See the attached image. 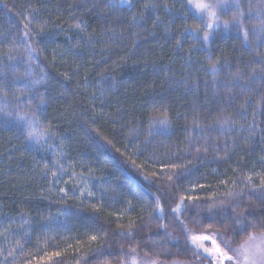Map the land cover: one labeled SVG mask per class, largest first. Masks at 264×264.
Masks as SVG:
<instances>
[{
  "label": "trees",
  "instance_id": "1",
  "mask_svg": "<svg viewBox=\"0 0 264 264\" xmlns=\"http://www.w3.org/2000/svg\"><path fill=\"white\" fill-rule=\"evenodd\" d=\"M225 3L209 31L187 0H0V264L264 232V0Z\"/></svg>",
  "mask_w": 264,
  "mask_h": 264
},
{
  "label": "snow or ice",
  "instance_id": "2",
  "mask_svg": "<svg viewBox=\"0 0 264 264\" xmlns=\"http://www.w3.org/2000/svg\"><path fill=\"white\" fill-rule=\"evenodd\" d=\"M192 0H187V3L190 5ZM226 4L222 5H217L216 7H226ZM234 6L237 7L238 9V4H234ZM199 11H197L199 14L204 15L205 12L204 10H208L207 12V18H208V23L206 24V28L211 31L213 27H219V25L216 23L218 21L219 17L217 16V13L215 11H211V8L213 6H210L204 2L197 3L195 6ZM242 15V13L240 14ZM240 15L234 17V21L236 23V26H239V21H240ZM224 29L227 30L229 28V24L227 22L224 23L223 25ZM261 31H264V22L261 24ZM247 33H245V39H246ZM209 39V33L208 31L205 32L204 34V40L207 41ZM179 45V41L177 42ZM213 68H215V65H213ZM19 121H25L26 117L24 115H20L17 117ZM38 123L37 121H32L28 120L27 125H28V131H27V138L32 139L34 136L39 135L34 128L33 125ZM152 125H156L159 123L161 127H167L168 121L167 119L160 120L159 122L152 120L150 121ZM92 239H95L93 237ZM256 239L255 237L250 236L249 240H254ZM193 241H210L211 244L213 245V248L210 251L211 253H215L217 258L221 261V264H225V262H230L233 261L234 257L228 255L226 252H224L221 247L216 243L215 239H212V237L207 236V235H195L192 237ZM246 245H242L240 249L233 250L236 253L235 260L236 264H264V242L261 244H256V245H251L246 242ZM203 246V245H201ZM206 252H209L208 249H205ZM58 255V253H57ZM133 264H135V261H133Z\"/></svg>",
  "mask_w": 264,
  "mask_h": 264
},
{
  "label": "rangeland",
  "instance_id": "3",
  "mask_svg": "<svg viewBox=\"0 0 264 264\" xmlns=\"http://www.w3.org/2000/svg\"><path fill=\"white\" fill-rule=\"evenodd\" d=\"M202 2H204V3H206V4L210 5V6H213L211 8V11H215L216 13H217V9H218V8L216 9L217 5L226 4L225 3L226 0L225 1L224 0H202ZM204 12H205L204 15H201L198 12H197V14H199L203 18H206L207 21H208V18H207L208 10H204ZM218 21H219V19H218ZM218 21H216V23ZM195 235H207V236L212 237V239L216 240V243L221 247V249L224 252H226L228 255L234 257L233 261L225 262V264H236V260H235L236 253L233 250L240 249L242 245L247 246L246 242L248 244L253 245V246L256 245V244H261L262 242H264V232L263 231L262 232H258V233H254V234L251 235L252 237H255L256 239L249 240V238H248V239H246L245 241H243V242H241L239 244H231V243H229V241L226 240V238L223 237L222 235H217V234H214V233H196V232L190 231L189 234H188V237H189V240H190L191 244L197 250H199L201 253H203L204 255H206L210 259V261H211L210 264H221V261L217 258L215 253H211L210 254V251L213 248V245L211 244V242L210 241H193L192 237L195 236ZM201 245H203V246H201ZM205 249H208L209 252H206ZM133 261H135V264H203V263H201L199 261H197V262H180V261L163 262V261H159V260L154 259V258L141 256L140 254H138L134 250L133 251L131 250L129 252L128 256H127V259L124 260L123 262H121L120 264H133Z\"/></svg>",
  "mask_w": 264,
  "mask_h": 264
},
{
  "label": "clouds",
  "instance_id": "4",
  "mask_svg": "<svg viewBox=\"0 0 264 264\" xmlns=\"http://www.w3.org/2000/svg\"><path fill=\"white\" fill-rule=\"evenodd\" d=\"M200 2H201V0H192L190 6H191L194 10L199 11L195 6H196L197 3H200Z\"/></svg>",
  "mask_w": 264,
  "mask_h": 264
}]
</instances>
